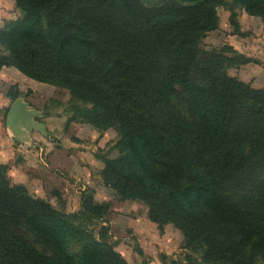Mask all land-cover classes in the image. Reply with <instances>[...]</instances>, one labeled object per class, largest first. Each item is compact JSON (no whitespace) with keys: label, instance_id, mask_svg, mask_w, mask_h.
<instances>
[{"label":"trees","instance_id":"obj_1","mask_svg":"<svg viewBox=\"0 0 264 264\" xmlns=\"http://www.w3.org/2000/svg\"><path fill=\"white\" fill-rule=\"evenodd\" d=\"M16 1L23 17L0 30V70L68 89L75 117L117 131L101 176L117 200L145 202L150 220L182 233L190 253L171 264H264V89L227 72L250 57L202 45L226 0ZM240 2L264 22V0ZM8 170L0 264H129ZM81 205L94 218L110 208L91 195Z\"/></svg>","mask_w":264,"mask_h":264},{"label":"rangeland","instance_id":"obj_2","mask_svg":"<svg viewBox=\"0 0 264 264\" xmlns=\"http://www.w3.org/2000/svg\"><path fill=\"white\" fill-rule=\"evenodd\" d=\"M217 13L218 27L207 33L202 45L213 49L231 45L250 57L251 62L231 66L227 72L264 89L262 18L250 14L240 0H226ZM21 17L23 12L16 0H0V30ZM8 53L0 43V56ZM4 67L5 72L0 74V99L18 90L17 98L25 101L33 114L32 124L17 136L7 119L17 98L8 97L0 109V120L16 148L10 158L0 160V164L9 166L7 175L11 182L24 183L33 196L76 216L78 226L90 231L95 239L112 244L129 264H171L172 260H184L190 251L174 225L162 228L148 217L145 202L117 200L115 191L105 184L101 176L105 166L102 159L105 155L109 158L118 155L117 131L75 117L74 105H82L74 101L68 89L30 78L14 66ZM22 149L24 154L19 152ZM83 195L109 202V210L101 218L84 215ZM71 250L77 251L78 245L74 244Z\"/></svg>","mask_w":264,"mask_h":264},{"label":"water","instance_id":"obj_3","mask_svg":"<svg viewBox=\"0 0 264 264\" xmlns=\"http://www.w3.org/2000/svg\"><path fill=\"white\" fill-rule=\"evenodd\" d=\"M32 112L28 108V104L21 98H17L11 105L7 119L9 127L15 132L17 136L23 132L24 127L30 126Z\"/></svg>","mask_w":264,"mask_h":264},{"label":"crops","instance_id":"obj_4","mask_svg":"<svg viewBox=\"0 0 264 264\" xmlns=\"http://www.w3.org/2000/svg\"><path fill=\"white\" fill-rule=\"evenodd\" d=\"M6 67L2 68L0 70V74H2L3 72H5ZM8 99V96L5 94L3 99H0V109L3 107V102L6 103ZM13 140H11L10 138H8L7 136V132L2 124V121L0 120V160L4 159L6 156L7 157H11V153L12 150L16 149L13 145ZM24 148V146H23ZM20 150V149H19ZM21 153H25L24 149H22L21 151H19ZM1 162V161H0Z\"/></svg>","mask_w":264,"mask_h":264}]
</instances>
